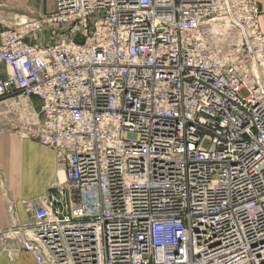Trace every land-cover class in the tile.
Masks as SVG:
<instances>
[{
	"label": "built area",
	"instance_id": "1",
	"mask_svg": "<svg viewBox=\"0 0 264 264\" xmlns=\"http://www.w3.org/2000/svg\"><path fill=\"white\" fill-rule=\"evenodd\" d=\"M259 15L252 0H55L3 32L0 102L65 181L0 233L2 251L264 264Z\"/></svg>",
	"mask_w": 264,
	"mask_h": 264
},
{
	"label": "crops",
	"instance_id": "2",
	"mask_svg": "<svg viewBox=\"0 0 264 264\" xmlns=\"http://www.w3.org/2000/svg\"><path fill=\"white\" fill-rule=\"evenodd\" d=\"M252 1L260 9L259 27L264 34V0ZM54 10L55 0H0V42L3 32L19 30L22 23ZM7 73V67L0 64V79ZM31 102L39 108L37 98L32 97ZM64 181V165L54 151L26 136L8 102H0V233L16 224H29L27 205L57 196ZM2 250L0 239V264H37L27 252L7 254Z\"/></svg>",
	"mask_w": 264,
	"mask_h": 264
}]
</instances>
